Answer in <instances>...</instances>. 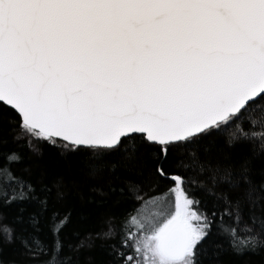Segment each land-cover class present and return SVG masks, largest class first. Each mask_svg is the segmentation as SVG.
Instances as JSON below:
<instances>
[{"label": "snow or ice", "instance_id": "6c2138e0", "mask_svg": "<svg viewBox=\"0 0 264 264\" xmlns=\"http://www.w3.org/2000/svg\"><path fill=\"white\" fill-rule=\"evenodd\" d=\"M8 143L123 211L70 233L75 177ZM0 209V264L264 254V0H0Z\"/></svg>", "mask_w": 264, "mask_h": 264}, {"label": "trees", "instance_id": "16d2710c", "mask_svg": "<svg viewBox=\"0 0 264 264\" xmlns=\"http://www.w3.org/2000/svg\"><path fill=\"white\" fill-rule=\"evenodd\" d=\"M3 118L8 119L7 116ZM10 148L18 149L24 154L23 163L19 165L21 169L29 168L33 172L44 171L50 179L58 174L75 177L76 185L70 191L64 204V209L71 212L73 218V223L69 229L70 233L74 231L78 232L80 236H84L87 233L99 231L106 216L110 214L120 215L123 211L125 205L116 203L119 192L111 191L107 181L88 180L83 173H78L75 168L59 161L46 146L44 156L40 158L32 155L27 148H21L15 143L4 145L2 150L7 151ZM136 171L139 173L141 170L138 168ZM123 175L127 176V173ZM122 186V182L112 181L111 187L119 189ZM93 188L96 190L93 191ZM0 214L5 219L10 218L7 209H0ZM102 243L104 241L96 240L92 248L82 251L78 256L79 264H106L105 251L100 247ZM10 255L11 252L6 251L5 257L7 258ZM219 264H264V254L235 256L230 252H226L220 257Z\"/></svg>", "mask_w": 264, "mask_h": 264}]
</instances>
